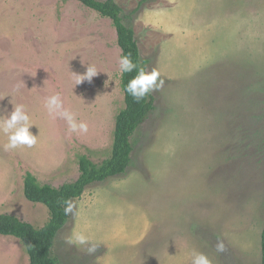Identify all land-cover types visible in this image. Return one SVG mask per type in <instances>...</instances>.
<instances>
[{
    "label": "rangeland",
    "instance_id": "374dc122",
    "mask_svg": "<svg viewBox=\"0 0 264 264\" xmlns=\"http://www.w3.org/2000/svg\"><path fill=\"white\" fill-rule=\"evenodd\" d=\"M116 1L130 11L140 0ZM132 25L163 86L126 173L72 200L58 264H192L194 252L260 264L264 0H148ZM121 57L112 21L78 0H0V213L43 226L49 210L26 198L25 173L59 186L78 177L81 155H110L125 104ZM88 66L97 74L76 84ZM20 105L36 144L5 150L3 121ZM63 110L87 131H71ZM0 264H29L19 238L0 234Z\"/></svg>",
    "mask_w": 264,
    "mask_h": 264
},
{
    "label": "trees",
    "instance_id": "16d2710c",
    "mask_svg": "<svg viewBox=\"0 0 264 264\" xmlns=\"http://www.w3.org/2000/svg\"><path fill=\"white\" fill-rule=\"evenodd\" d=\"M88 8L97 11L101 16L112 21L117 33V43L121 56H130L137 65L132 72H122L121 88L124 93V107L117 113L113 132L111 153L100 162L93 161L83 154L78 160L79 175L72 181L59 186L40 183L31 171L24 175V194L35 203H42L49 210V219L40 227L10 213H0V234L17 237L23 243L28 255L29 264H58V257L53 247L60 231L70 219L65 213L67 202L80 198L86 188L95 182L126 173L132 162L134 150L133 136L148 115L155 109L150 92L137 102L127 91L128 82L137 75L138 69H146L142 59L138 39L132 25L135 14L148 0H140L138 5L125 11L116 0H78ZM264 264V225L261 232V263Z\"/></svg>",
    "mask_w": 264,
    "mask_h": 264
},
{
    "label": "clouds",
    "instance_id": "9594fccd",
    "mask_svg": "<svg viewBox=\"0 0 264 264\" xmlns=\"http://www.w3.org/2000/svg\"><path fill=\"white\" fill-rule=\"evenodd\" d=\"M137 65L133 63L130 56H122L120 59V69L121 72H132L133 69H136ZM97 74V70L94 66H88L87 71L78 75L76 84L81 83L83 80L88 79L89 81L93 76ZM160 73L157 69L153 68L151 71H147L145 68L141 67L138 69L137 75L134 76L127 84L126 91L137 101L139 102L142 98L148 95L150 92L158 91L163 86V80L159 79ZM46 106L49 110V113H56L54 110L61 106V99L59 94L53 95L47 99ZM57 114V113H56ZM64 116L70 125L71 131H76L79 129L80 131H87V124L81 122L77 124L73 116L67 111H62L59 113ZM23 122V123H20ZM32 125L29 122V116L23 110V106H15V110L11 113L10 117L3 121V131L8 133L9 143L5 145V150L16 148L20 145H26L28 147H32L36 144V135H33L29 131V127ZM73 209V204L71 202H67V206L65 207V213H70ZM78 240L81 244L86 242V238L84 236H79ZM224 243L223 241H217L216 249L217 251H224ZM95 246L89 247V253L94 252ZM192 264H211L208 257L203 253L194 252L192 257Z\"/></svg>",
    "mask_w": 264,
    "mask_h": 264
}]
</instances>
